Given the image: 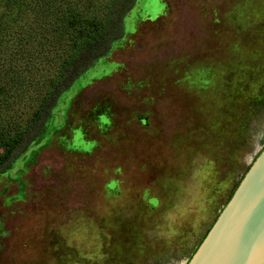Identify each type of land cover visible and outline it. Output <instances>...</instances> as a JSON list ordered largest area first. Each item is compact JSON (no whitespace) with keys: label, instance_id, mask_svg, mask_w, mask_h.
Masks as SVG:
<instances>
[{"label":"rangeland","instance_id":"374dc122","mask_svg":"<svg viewBox=\"0 0 264 264\" xmlns=\"http://www.w3.org/2000/svg\"><path fill=\"white\" fill-rule=\"evenodd\" d=\"M264 147V0H138L0 174V264H186Z\"/></svg>","mask_w":264,"mask_h":264},{"label":"trees","instance_id":"16d2710c","mask_svg":"<svg viewBox=\"0 0 264 264\" xmlns=\"http://www.w3.org/2000/svg\"><path fill=\"white\" fill-rule=\"evenodd\" d=\"M137 1L0 0V174L40 136L60 96L123 36Z\"/></svg>","mask_w":264,"mask_h":264},{"label":"water","instance_id":"95a60500","mask_svg":"<svg viewBox=\"0 0 264 264\" xmlns=\"http://www.w3.org/2000/svg\"><path fill=\"white\" fill-rule=\"evenodd\" d=\"M186 264H264V147Z\"/></svg>","mask_w":264,"mask_h":264}]
</instances>
